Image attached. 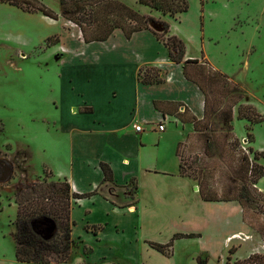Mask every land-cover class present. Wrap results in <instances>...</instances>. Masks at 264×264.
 Returning <instances> with one entry per match:
<instances>
[{
  "label": "crops",
  "instance_id": "crops-1",
  "mask_svg": "<svg viewBox=\"0 0 264 264\" xmlns=\"http://www.w3.org/2000/svg\"><path fill=\"white\" fill-rule=\"evenodd\" d=\"M136 3V7L146 9L136 11L147 17L161 16L169 25V35L183 41L184 62L196 61L226 76L206 49V45L218 42H211V37L205 42L199 36L191 41L175 33L174 26L181 23L183 13L171 17L138 0ZM0 6L6 9L5 17L16 21L21 33L31 34L34 29L27 25L38 20L56 28L39 42L44 43L48 37L55 53H59L57 61L68 67L81 65L92 73L93 90H84V100L78 107L74 111L71 107L59 125L53 124L43 132L55 144V160L53 164L42 163L41 168L50 171L55 179L66 180L74 194L96 191L72 203L71 236L82 245L65 264H121L113 262L119 258H124L125 264H170L173 245L165 256L147 242L164 245L182 229L198 235L189 239L201 244L195 256L200 264L198 256L205 255L210 260L215 245L226 249L229 242L237 239L229 237L239 238L245 232L242 208L237 202L203 200L201 188L180 173V146L195 139L206 122L205 96L184 77V64L172 62L167 48L151 31L136 32L126 39L120 29H115L105 41L85 43L80 30L79 34L72 33L70 22L62 17L52 20L8 4ZM73 42L82 52L74 53ZM72 53L77 57L69 58ZM187 70L192 71L191 65ZM144 71L148 79L158 81L142 82L139 73ZM160 123H164V130L158 132L155 126ZM133 124H140L142 131L135 132ZM51 134L58 135L60 141H53ZM101 163L111 169L113 182L109 186L116 192L104 193L102 188L107 187L99 186L103 178ZM11 203L8 208L13 215L8 218L4 217V203H0V264H21L15 260L13 233L11 229L6 232V223L11 225L16 214V205ZM87 227L100 230L94 234ZM180 240L186 239L176 241ZM82 247L90 249V253L84 255Z\"/></svg>",
  "mask_w": 264,
  "mask_h": 264
},
{
  "label": "rangeland",
  "instance_id": "rangeland-1",
  "mask_svg": "<svg viewBox=\"0 0 264 264\" xmlns=\"http://www.w3.org/2000/svg\"><path fill=\"white\" fill-rule=\"evenodd\" d=\"M39 1L55 13L59 11V0ZM186 1L188 11L183 13L181 23L174 26L175 33L191 41L199 36L205 42L210 37L211 42H218L206 45L207 52L232 81L224 76L218 83L205 87L208 95L205 125L194 135L195 139L179 149L183 175L208 198H233L242 186L243 157L253 159L249 149L253 153L264 152V120L251 125L238 119V112L244 114L242 108L247 105L264 116V0ZM124 2L134 10H146L136 7V0ZM4 10L0 8V159L11 165L12 175L7 182L0 183V203H4V217L8 218L13 215L8 205L16 192L30 189L43 179L55 180L50 171L41 168L42 163L53 164L55 160L52 152L55 144L43 132L53 124L59 125L71 107L73 111L78 107L84 90H93V79L92 73L81 65L68 67L57 61L59 53H55L48 37L44 43L39 42L56 28L38 20L27 25L34 29L31 34L21 33L16 21L5 17ZM153 19L156 23L151 28L160 33V23L165 20L161 16ZM69 29L72 33L79 32L71 23ZM72 44L74 53L82 52L76 42ZM74 53L68 57H77ZM248 133L252 134V141L243 143L241 136L245 139ZM51 137L53 141L61 139L56 134ZM256 163L264 169V158ZM247 189L249 200L242 211L245 232L229 242L226 249L215 245L210 260L205 255L198 256L200 264H224L230 247L236 250L231 255L232 261L245 259L252 253L264 254V176L256 188L249 185ZM102 190L116 192L110 186ZM6 225V232L11 229L13 233L11 225ZM186 231L182 229L181 234H189ZM200 247L192 239L173 242L170 264H197L195 256ZM113 262L127 263L124 258Z\"/></svg>",
  "mask_w": 264,
  "mask_h": 264
},
{
  "label": "trees",
  "instance_id": "trees-1",
  "mask_svg": "<svg viewBox=\"0 0 264 264\" xmlns=\"http://www.w3.org/2000/svg\"><path fill=\"white\" fill-rule=\"evenodd\" d=\"M2 4L14 6L26 13H40L52 20L62 17L71 24L78 27L85 43L93 41H105L115 29H120L126 39L143 30L151 31L158 40L167 48L168 57L174 63H183L184 77L196 84L205 96V108L207 110L208 95L206 86L212 83H218L224 76L210 71L204 66L197 65L196 61H183L185 46L182 40L169 35V25L161 22V32L153 31L151 24L156 23L153 18L141 15L133 8L125 5L119 0H59V13H55L39 0H0ZM138 3L147 6L153 10L159 11L164 15L174 17L178 14L186 13L189 5L186 0H138ZM191 65L192 71L187 70ZM147 71V70H146ZM139 73L141 81L149 83L157 82L155 78H147ZM244 114L239 111L238 119H245L251 125L259 124L264 120V116L258 114L251 106L242 108ZM231 110L229 111V121H231ZM196 120H194V125ZM252 134L246 136L247 142L252 141ZM249 152L253 154V159L249 160L243 157L240 164L242 172V186L237 197L233 198H208L202 195L203 200L210 202H237L242 211L245 208V202L249 200L247 187L256 185L264 176L263 166L256 163L260 158H264V152ZM100 169L103 174L101 186H109L113 182L112 171L108 165L101 163ZM180 173L183 174L180 164ZM52 178L54 176L52 175ZM55 179V178H54ZM96 191L77 195L72 193L71 187L64 179H55L48 182L45 179L32 185V188L18 191L14 194L13 203L16 205V214L11 222L13 228V237L15 242V260L21 264H57L67 263L74 251L82 244L71 236L74 222L71 220L72 203L75 200L88 198L94 195ZM135 204V201L134 203ZM55 224V230L46 237V228L48 222ZM94 234L100 230V227H87ZM196 234H174L168 243L162 245L147 242L148 246L155 251L168 256L173 242L179 239L196 238ZM84 255L90 253V249L82 247ZM236 250L230 247L228 256L224 264H264V254L252 253L245 259H231Z\"/></svg>",
  "mask_w": 264,
  "mask_h": 264
},
{
  "label": "water",
  "instance_id": "water-1",
  "mask_svg": "<svg viewBox=\"0 0 264 264\" xmlns=\"http://www.w3.org/2000/svg\"><path fill=\"white\" fill-rule=\"evenodd\" d=\"M151 26H152V24H151ZM160 30H161V28H160ZM11 175H12L11 165L7 161L0 159V183L7 182L10 179ZM54 230H55L54 222L49 221L48 226L46 228V237L45 238H48L49 236H51V234L53 233Z\"/></svg>",
  "mask_w": 264,
  "mask_h": 264
},
{
  "label": "built area",
  "instance_id": "built-area-1",
  "mask_svg": "<svg viewBox=\"0 0 264 264\" xmlns=\"http://www.w3.org/2000/svg\"><path fill=\"white\" fill-rule=\"evenodd\" d=\"M132 128L135 132H141L142 131V126L140 124H133L132 125ZM155 129L158 131V132H161L164 130V123H160L158 125L155 126ZM241 141L244 143H247V139L245 138H242ZM77 201V200H75Z\"/></svg>",
  "mask_w": 264,
  "mask_h": 264
},
{
  "label": "bare ground",
  "instance_id": "bare-ground-1",
  "mask_svg": "<svg viewBox=\"0 0 264 264\" xmlns=\"http://www.w3.org/2000/svg\"><path fill=\"white\" fill-rule=\"evenodd\" d=\"M220 210H222V209H220ZM224 210V209H223ZM229 215L231 214L229 211L227 212ZM223 216H225V215H223ZM229 218H230V216H229ZM234 238H238V236L237 235H233V236H231V237H229V240H231V239H234ZM228 240V239H227Z\"/></svg>",
  "mask_w": 264,
  "mask_h": 264
}]
</instances>
